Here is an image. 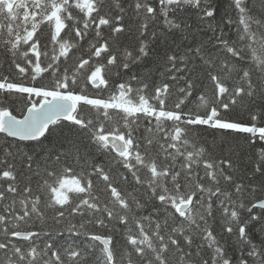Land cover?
Returning a JSON list of instances; mask_svg holds the SVG:
<instances>
[{"label": "snow or ice", "instance_id": "6c2138e0", "mask_svg": "<svg viewBox=\"0 0 264 264\" xmlns=\"http://www.w3.org/2000/svg\"><path fill=\"white\" fill-rule=\"evenodd\" d=\"M0 56V264H264V0H0Z\"/></svg>", "mask_w": 264, "mask_h": 264}, {"label": "trees", "instance_id": "16d2710c", "mask_svg": "<svg viewBox=\"0 0 264 264\" xmlns=\"http://www.w3.org/2000/svg\"><path fill=\"white\" fill-rule=\"evenodd\" d=\"M253 2H256V0H253ZM158 7V3L155 5ZM128 22V17H125V23ZM107 34V30H105V35ZM121 40H125V36H121ZM128 42H131L130 39L128 40ZM85 47H87V44L85 43ZM10 71V69L8 68V65L5 63L4 59L2 56H0V75H4L7 74ZM13 77H15V73L12 74ZM207 87H211L210 84L207 85ZM3 99V94H0V100ZM227 115L232 116L235 119H241V120H246L247 119V114L242 110L241 107L237 106L235 108L232 109V111L230 113H227ZM202 138L206 141H208V144L211 145L212 143V136L209 133L206 132H202ZM228 141H229V145L231 146H235L236 144H243V136H230L228 137ZM257 147H259V143L257 144ZM245 150H248V146L244 145ZM225 153L227 152V148H225ZM213 152L216 156H219L221 154V150L219 147H213ZM77 171H79V169L77 168ZM100 187H103L102 184L99 185ZM211 223V222H210ZM36 228H39V222L36 223L35 225ZM213 228L215 233L219 236L221 235V229H220V220H219V214H217V220L216 222L213 224ZM81 240L83 241L84 238L82 237ZM122 244V241H121ZM3 256V253L0 252V257Z\"/></svg>", "mask_w": 264, "mask_h": 264}]
</instances>
